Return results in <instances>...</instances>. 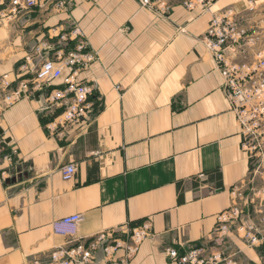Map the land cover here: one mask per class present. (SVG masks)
I'll use <instances>...</instances> for the list:
<instances>
[{"label":"crops","instance_id":"obj_1","mask_svg":"<svg viewBox=\"0 0 264 264\" xmlns=\"http://www.w3.org/2000/svg\"><path fill=\"white\" fill-rule=\"evenodd\" d=\"M168 1L170 12L161 14L138 0H74L66 11L11 13L10 0H0V264L52 261L73 245L52 223L74 213L83 215L78 236L86 243L116 231L123 244L117 258L126 256L133 228L150 222L152 235L128 264H171L169 246L184 254L213 240L238 188L250 198L252 164L204 36L215 16L233 14L257 41L247 39L243 54L230 48V57L252 61L264 51V0L193 8L187 0ZM74 26L95 54L75 74L93 87L94 107L64 127V107L46 98L64 87L72 69L44 90L33 93L31 83L44 59L75 48L78 39L65 47L60 40ZM68 163L76 173L64 179ZM261 202L264 196L248 207L250 219ZM242 228L208 247L220 253V264L262 262ZM104 256L96 251L98 262Z\"/></svg>","mask_w":264,"mask_h":264},{"label":"built area","instance_id":"obj_2","mask_svg":"<svg viewBox=\"0 0 264 264\" xmlns=\"http://www.w3.org/2000/svg\"><path fill=\"white\" fill-rule=\"evenodd\" d=\"M138 1L142 6L154 8L161 14H167L171 10L168 0ZM210 2V0H187L186 6L193 8L197 3L206 5ZM73 4L74 0H11L9 11L19 13L40 7L44 12L50 13L69 10ZM81 37L82 31L78 26L60 34V40L64 47L78 39L75 48L57 59H44L31 83L33 93L44 90L55 79L61 77L66 68L72 69L73 73L64 80V87L51 90L46 98L52 107H56V105L64 107L60 116V124L64 127L82 122L94 107V102L90 100L93 87L75 78L77 71L87 68L95 59V54L88 48L87 41ZM247 39L253 43L257 41V38H248V32L241 23L233 14L227 13H224L222 17L215 16L204 36L207 49L216 59L224 77L226 93L241 126L242 147L248 152L251 163L253 161L262 165L264 164V51H258L251 62L245 61L244 63L233 61L229 54L230 48L243 54L246 51L243 49V45ZM41 50V47L37 48L40 54ZM25 87L29 88L30 86L25 85ZM18 95H20V91ZM75 173L76 165L73 163L65 164L62 167L64 179H71ZM237 193L239 195L235 198L233 206L221 216L214 231L213 240L202 247L192 248L184 254H180L177 248L169 246L167 252L171 264H220L218 260L220 253L211 252L212 243L216 239L224 237L234 225L239 224V221H242L243 238L248 245L253 247L262 241L260 226L264 225V203L260 205L258 221L254 222L248 216L250 205L244 203L242 206L240 203V200L244 199L243 189L238 188L235 191V194ZM246 201L252 204L256 202L253 197H247ZM248 218L250 219L249 223L247 222ZM82 219L81 213H74L54 221L52 223L53 230L68 236L73 245L60 253H54L52 261L47 263L36 261L35 264H128L127 258L136 254L141 243L152 235L150 222H144L133 228L130 240L125 244L126 256L117 258L115 251L123 244L122 240L116 236V231H102L91 242L86 243L83 238L78 236ZM215 243L217 242L215 241ZM208 247L211 249L210 252H208ZM98 249L105 252L103 262L96 260Z\"/></svg>","mask_w":264,"mask_h":264},{"label":"rangeland","instance_id":"obj_3","mask_svg":"<svg viewBox=\"0 0 264 264\" xmlns=\"http://www.w3.org/2000/svg\"><path fill=\"white\" fill-rule=\"evenodd\" d=\"M251 164H252V174L248 182H246L245 190L246 189L249 190V197H254L256 202H260L264 196V164L259 165L253 161ZM240 203L242 206L244 205V203L245 205H248V206L254 205L252 203L247 202L246 199L240 200ZM261 203H264V202H261ZM258 217H259V213L251 212V218L253 219L254 222L258 221ZM238 223L242 224V221H239ZM260 227L262 230V232L260 233V236H263L264 235V225L263 226L261 225ZM232 228H235V225ZM261 245H262L261 242L257 243L256 246H253V248H256L257 250L260 251V252L258 251L262 257V262L260 264H264V246L261 248ZM250 247L252 248V246Z\"/></svg>","mask_w":264,"mask_h":264},{"label":"water","instance_id":"obj_4","mask_svg":"<svg viewBox=\"0 0 264 264\" xmlns=\"http://www.w3.org/2000/svg\"><path fill=\"white\" fill-rule=\"evenodd\" d=\"M0 131H2V130L0 129ZM213 244H216V243H213Z\"/></svg>","mask_w":264,"mask_h":264}]
</instances>
